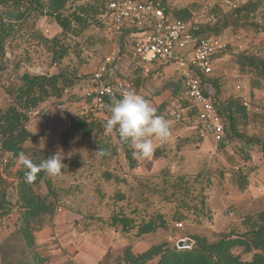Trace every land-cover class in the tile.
<instances>
[{
	"label": "crops",
	"instance_id": "crops-1",
	"mask_svg": "<svg viewBox=\"0 0 264 264\" xmlns=\"http://www.w3.org/2000/svg\"><path fill=\"white\" fill-rule=\"evenodd\" d=\"M135 1L144 2L145 0ZM237 1L239 2L240 9V12L238 14L236 13L237 15L234 12H229L224 9L221 5V0H164V6L165 14L171 21H185L189 19L192 11L198 10L203 3L210 2L214 5V14L217 18L218 24L223 21L231 22L229 27L221 31L218 36H215L223 42L225 48L221 54L212 59V73L210 76L202 78L201 89L206 96L214 101L226 103L229 100H235L239 103L236 108V113L233 115L237 123L238 132L248 138H256L264 141V79L256 75L254 65L252 64V62L255 61H264V29L256 25V22L262 18L263 2L258 4L259 0ZM14 2L16 5H23L24 8L18 10L15 9ZM254 3L255 5H252ZM24 9L28 10V5L24 1L0 0V19H2L3 24H9L15 27V29H18L15 38H19L23 35L26 36L34 31H40L47 38L51 39L60 33V28L53 19L42 17L40 15L31 14L24 20H19L17 22L9 19L15 13L20 14ZM45 20L53 22L58 28V34L56 33L51 37L46 35V32L40 28L41 23ZM101 25H104V28L108 26V33L113 31L109 17H103ZM198 27L199 29L195 34L197 40L211 37V35H208L206 32L207 30H210L212 26L206 23V17L204 15H201L198 18ZM143 32H145V29H132L125 25L122 30L117 33L120 44L118 45V55L116 54L118 66L117 68L109 67L107 77L131 83L134 86L135 92L149 100L157 109V115H162L169 122L171 136L165 143H161L159 140L154 139V155L147 159L133 158L132 149L127 144L125 147L126 150L123 149L116 131H113L111 134L115 137V146L119 150H104L107 153V155L104 156L98 155L97 151L99 150H94L93 152L92 150H82V158L80 162L82 167L81 181L85 191L91 193L89 197L93 198L90 204L96 202V204L99 205L100 202L105 203L109 199H111L110 202H119V208L116 211L110 212L108 216L110 220H112L113 217L131 219L133 214H136V208L131 210L123 209L122 204L142 201L143 199H148L149 196L146 192L144 193L142 190H137V182L133 186L134 190H131V185L127 188L128 190H125L121 183H124L123 179L129 176L127 175L121 178L115 176V174L118 175L117 172L122 170L129 172L132 178L136 177V181H138V177L136 176L139 175L138 171L141 172L139 179L143 180L148 179V176L151 175L153 170L158 171V173L161 171H164L165 173L167 172V175L169 173L172 174L174 171L179 173L174 177L167 176L168 178L186 176L187 171L191 170L193 173L191 176L188 175L191 179H195L200 175L203 165H205L207 169L214 167L219 172L235 170L236 172L232 173V176H230L231 178H229L228 181L232 182V186L239 193H248L247 184L249 179L245 173L240 172L241 170L250 169L249 164L251 162L249 159L247 162L242 161L233 150H259L258 147L246 146L239 142H232L228 146H221L211 137L201 138L195 122L197 116V110L195 108L188 107L189 109L184 120L182 122H175L172 113L182 106H188L184 97L183 81L176 73L175 64L169 62L166 64L153 63L136 65L133 61L132 46L129 47V52H123V50L128 47L122 45L125 44L122 42L129 39H131L132 42L133 36L141 35ZM14 41H16V39L10 38L5 42H7L6 44H10ZM191 48L192 46H189L186 50L177 51L175 57L188 58L190 56ZM27 51H29L27 48H24L23 51H19L18 59H20L21 55L24 53V55H26V53H28ZM29 53V57H33L35 54V52L31 51ZM5 57L9 60L7 65H10V59H12L13 56L10 53L8 46L5 47ZM52 69L56 68H50L48 70ZM7 70H9L8 66ZM49 73L51 74L54 72ZM77 75L78 78L82 77L80 74ZM79 87H83L82 79L73 88L65 91L63 96V100L66 101L65 103L56 106L52 102H49L42 106L44 112L41 116L43 117L48 112V120L46 122L44 121V123L52 124V126L57 125L59 121L64 119L62 113L65 108L69 106H81V111L75 114V118L88 112V107L92 106V99L90 96L92 88L89 80L84 87H89L91 88L90 90L86 89L82 93H79L78 91L72 92L75 88L77 89ZM47 108L52 109L47 110ZM55 109L56 112L53 113V110ZM94 116L96 119H103V116L101 115L95 114ZM32 122L33 120H31L29 124ZM27 130L34 139L33 133L29 131V125L27 126ZM39 136L41 137L43 134L40 132ZM260 160L264 161V156L262 154ZM76 162L79 163L78 160ZM70 163L71 165L76 166L75 163ZM236 165L238 167H236ZM263 172L264 170L261 171V173ZM2 178L5 179L3 175ZM101 178L102 180L107 179L111 182H116L117 186L113 185L111 187V183L108 185L109 188L112 189L111 194L104 195V189L107 185L102 183L103 181ZM194 184L198 186L196 180H194ZM98 196H101L100 201L97 200ZM261 197L264 198V196ZM263 209H261V211ZM57 216L58 215L54 216L51 227L44 228L34 234L35 243L41 251H43L42 256L52 257L50 264H65L66 262L63 260L55 261V256L58 254L56 251L60 252V250L53 251L55 246L51 244L53 236H50V233L52 234V231L56 230L55 220ZM14 217L15 215L11 214L2 222V227H0V241L13 231V229L10 230L7 225L14 219ZM95 217L98 216L95 215ZM119 228L120 229L114 230V232L124 233L126 237L134 235L137 240L150 235L145 234L141 237H137L135 230L123 231L121 226ZM97 241L100 242L101 247L99 248L104 250L105 253L108 251L111 253L114 252L113 246H103L101 245L100 240H96L95 242ZM87 243L90 244L89 246L93 245L94 240L92 237L88 239ZM76 244L77 243H75V245H70V248L73 249L76 256L79 257V264H94V262H88L84 255V248L86 246H81L82 244L80 242L77 246ZM126 246H130L132 249L131 245ZM120 252L122 251L120 250ZM120 254L121 253H119V255Z\"/></svg>",
	"mask_w": 264,
	"mask_h": 264
},
{
	"label": "trees",
	"instance_id": "trees-1",
	"mask_svg": "<svg viewBox=\"0 0 264 264\" xmlns=\"http://www.w3.org/2000/svg\"><path fill=\"white\" fill-rule=\"evenodd\" d=\"M18 1L26 2L28 10L24 9L20 14L15 13L9 18L10 20L17 22L31 14H36L53 19L60 28V33L51 39L40 31L15 38L18 29L9 24H3L0 19V88L11 99L6 108H0V158L17 160L19 153L23 152L34 163L39 164L42 160L51 157L52 154L45 150H27L24 147L29 143L32 149L34 142L32 135L27 130L30 113L49 102L55 105H62L66 102L63 100L65 91L77 85L82 77L78 78L75 69L66 68L63 70L60 67V62L69 56L80 62L82 43L81 45L78 44L80 42L75 43L74 39H80L91 27L100 28L102 18L107 17V4L111 0H107L104 9L101 8V5L97 6L96 3L80 2L83 0ZM78 1L80 3H77ZM260 2L262 3L263 0H259L258 4ZM14 8L18 10L23 9L24 6L16 5L14 2ZM239 12L238 8L234 13L238 14ZM230 23V21H223L219 24L216 22L206 33L211 37L218 36L221 31L230 26ZM10 38L16 39V41L6 44L5 41ZM68 39H71L73 46L68 44ZM83 42L86 45L94 43L88 38ZM28 45L41 48L48 57V65L56 68V72L42 75L23 72L19 75L16 85L4 86L3 74L8 71L7 64L9 63L5 57V47H9L13 56V69L19 70L24 60H30L28 53L26 55L22 53L23 55L18 59L19 51H23ZM252 64L256 75L264 79V61H255ZM238 105L239 103L235 100H229L226 103L214 101L215 109L224 127V137L218 142L219 145L228 146L232 142H239L246 146L258 147L264 156V141L248 138L238 132L233 116ZM91 110L90 106L88 112L71 121L69 128L61 134L63 140L71 131L88 139L100 133L105 134L104 120L96 119L94 111ZM43 120L45 122L48 120L47 114L43 116ZM121 146L126 150V144L124 146L121 143ZM99 148L112 150L106 143H100ZM233 151L242 161H248V156L243 153V150ZM4 160L3 168H6L8 160ZM25 171L26 169L22 165L16 171V190L14 199L11 201L6 194L2 178L4 174L0 168V219L8 218L14 209L18 211L16 229L1 239L0 264H50L48 258L42 256L38 251L39 247L35 243L34 234L44 228L51 227L57 206V197L48 181L49 175L41 171L38 173L37 179L29 184L25 182ZM160 173L164 177L159 179L160 186L155 189L161 200L174 206L173 220L186 221L192 215L195 217L198 210L204 209V190L202 186L198 188L194 184V180L196 183L201 181L200 175L190 181L187 176L168 178L164 171ZM42 183L46 187L45 194L39 192ZM111 221L112 224H120L123 231L135 230L137 237L166 229L164 217L157 214L145 223H132L131 219L119 217H113ZM241 225L244 231L230 230L217 242H209L203 236H188V239L193 241L191 249H178L176 245L161 242L136 254L133 253L130 246H126L116 257L108 251L100 264H264V209L258 211L254 216H245L241 220Z\"/></svg>",
	"mask_w": 264,
	"mask_h": 264
},
{
	"label": "rangeland",
	"instance_id": "rangeland-1",
	"mask_svg": "<svg viewBox=\"0 0 264 264\" xmlns=\"http://www.w3.org/2000/svg\"><path fill=\"white\" fill-rule=\"evenodd\" d=\"M80 2L96 3L97 6L101 5V8L104 9L107 0H83ZM80 2L78 1L77 3ZM40 28L46 32L48 37L55 35L58 30L53 22L49 20L42 22ZM107 28L108 26L104 28V25H101L100 28L91 27L80 39H74L75 43L80 42L78 43L80 45L82 43L81 49L83 50H81L82 56L80 62L75 60L72 56L60 62V67L63 70L66 68L69 70L75 69L77 74L82 76L83 87L75 88L72 92L78 91L82 93L86 89L90 90L91 88L84 87L89 80V74L99 66L101 60L107 55L111 53L118 55V45H120L119 37L114 31L108 33ZM86 38L94 43L86 45V43L83 42ZM70 40L71 39H68V44H71L72 41ZM122 43H125L122 45L128 47L124 49L123 52H129V47L132 46L131 39L127 41L124 40ZM71 45L73 46V44ZM25 48L29 49V51H27L28 54H30V51L35 52V54L33 57H29L30 60H24L22 64L23 67L21 66L19 70L13 69L14 61L10 59L11 63L8 65L9 70L3 74L4 86H8L9 84L16 85L19 75L23 72H28L31 75H41L46 72L56 71V69L48 70L52 67L48 65V57L43 53L41 48L30 45ZM10 102L11 99H9L2 88H0V107L6 108ZM39 109L42 113L44 112L42 108ZM80 109L81 106L66 107L62 113L64 119L53 126L52 124L44 123L42 116L34 119L30 117V121L33 120V122L28 125L29 131L34 135L33 147L31 149V144L29 143L24 145L27 150H45L52 155L60 151L64 156L63 163L66 167L61 169L62 173L58 177H47L57 197L56 208H62V212L57 214L58 216L55 220L56 230L52 231V234L50 233V236H53L51 244L55 246L53 251L60 250V252L56 251L58 254L55 256V261L63 260L68 264H79L78 261L80 259L76 256L74 250L70 248V245H75V243L78 244L80 242L82 244L81 246H86L84 248V255L88 262L100 264L106 253L99 248L101 247L100 242H95L96 240H100L103 246H113V255L115 257L121 253L120 250L122 251L126 245H131L133 252L139 253L151 245L161 242L176 245L177 241L188 238V236L191 235L203 236L207 238L209 242H217L221 236L227 234L230 230H235L236 232L244 231L241 220L245 216H254L258 211L264 208V198L261 197L264 196V172L261 173V171L264 170V161L260 160L261 152L260 150H244L243 153L248 156L251 162L249 164L250 169L241 170L240 173H245L249 179L247 184L248 193H239L232 186V182L228 181L232 173L236 172L235 170L219 172L214 167L207 169L205 165H203V169L200 173L201 181L196 184L198 188L202 186L204 190L203 198L205 199V207L202 211L198 210L195 217L192 215L186 221L173 220L172 215L174 213V206L164 202L157 195V190L155 188L160 186L159 179L164 177L161 175L162 173L153 170L151 175L148 176V179L141 180L139 179L141 172L138 171L139 175H136L138 181H136V177L132 178L127 171L122 170L117 172L118 175L115 174V176L118 178L129 176L123 179L124 183H121L125 190H128L127 188L130 185L132 186L131 190H134L133 186L137 182L138 189H136L138 191H145L149 196L148 199H143L142 201L122 204L123 209L131 210L136 208V214H133L131 218L132 223H145L157 214L164 217L166 229L144 236L139 240H137L134 235L126 237L124 233L114 232V230L120 229V224H112L108 216L111 211H116L119 208L120 203L117 201L110 202L111 199H109L105 203L100 202L99 205H97L96 202L90 204L93 198L89 197L91 193L85 191L83 187L81 181L82 167L80 162L82 150H92V152L94 150H103V148H99L100 143H106L112 150L119 149L115 146V137L112 136V134L107 136L104 133H100L88 139L71 131L65 140L62 139L61 134L69 128L68 124L75 118V114L81 111ZM55 112L56 109L53 110V113ZM40 132L43 134L41 137L39 136ZM4 159L8 160V167L6 168H3V165H5L2 163ZM77 160L79 163L76 162ZM70 162H73L72 164L75 163L76 166L71 165ZM0 165L5 176L3 182L6 187V194L12 201L14 199L17 183L15 174L22 164L19 159L13 160L1 157ZM236 167L238 166L236 165ZM192 173L193 171L189 170L186 176H191ZM178 174V172L174 171L172 174L169 173L168 175L166 172L165 175L174 177ZM189 180L192 181L191 178H189ZM102 181V183L107 185L104 189V195L111 194L112 189L109 188L108 185L111 183V187L113 185L117 186L116 182H111L107 179ZM39 192L41 194L46 193V187L43 183L40 184ZM97 200L100 201L101 196H98ZM55 211L54 216L56 214ZM17 212L18 211L14 209L12 215H15V217L7 225V227L10 230L13 229V231L16 229ZM95 215L98 217H95ZM3 221L4 219H0V227H2ZM178 224H180L181 227H178ZM90 237L94 240L92 246H89L90 244L87 243ZM38 251L41 255L43 254L40 248ZM46 258H48L49 261L52 259V257Z\"/></svg>",
	"mask_w": 264,
	"mask_h": 264
},
{
	"label": "built area",
	"instance_id": "built-area-1",
	"mask_svg": "<svg viewBox=\"0 0 264 264\" xmlns=\"http://www.w3.org/2000/svg\"><path fill=\"white\" fill-rule=\"evenodd\" d=\"M221 5L229 12H235L239 8L237 0H221ZM201 15L206 17V23L211 26L217 22L214 5L210 2H205L198 10L192 11L189 19L185 21H171L165 14L164 0H146L142 3L133 0H111L107 4V17L115 33H119L125 25L132 29H145L141 35L132 37V55L136 65L169 62L175 64L176 73L183 81L184 97L188 106H182L172 113L174 121L182 122L188 107L195 108L199 136L211 137L215 142H220L224 137L223 123L215 109L214 100L203 93L201 80L211 75L212 59L221 54L225 46L217 37L197 40L195 34L199 29L198 18ZM256 25L264 29V0L262 18ZM189 46L192 48L188 58L175 57L177 51L186 50ZM117 66V55L111 53L101 60L89 76L92 111L103 116L104 123L110 116V103L121 98L125 91H135L131 83L107 77L108 68ZM41 115L39 108L30 113L32 119ZM105 134L108 136L111 133L105 130ZM61 212L62 208L57 207L55 216ZM178 227L181 225L178 224Z\"/></svg>",
	"mask_w": 264,
	"mask_h": 264
},
{
	"label": "clouds",
	"instance_id": "clouds-1",
	"mask_svg": "<svg viewBox=\"0 0 264 264\" xmlns=\"http://www.w3.org/2000/svg\"><path fill=\"white\" fill-rule=\"evenodd\" d=\"M108 111L110 116L105 123L106 132L116 131L121 143L132 149L135 159L152 157L155 152L154 139L165 143L171 136L169 122L162 115H157V109L151 102L135 91H125L121 98L113 100ZM97 153L100 156L107 155L102 149ZM18 159L26 169L25 182L29 184L37 179L41 171L49 176H57L66 167L60 151L39 164L34 163L23 152L19 153Z\"/></svg>",
	"mask_w": 264,
	"mask_h": 264
},
{
	"label": "water",
	"instance_id": "water-1",
	"mask_svg": "<svg viewBox=\"0 0 264 264\" xmlns=\"http://www.w3.org/2000/svg\"><path fill=\"white\" fill-rule=\"evenodd\" d=\"M192 246H193V241L188 239V238L181 239V240L177 241V243H176V247L178 249H191Z\"/></svg>",
	"mask_w": 264,
	"mask_h": 264
}]
</instances>
